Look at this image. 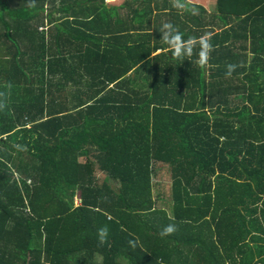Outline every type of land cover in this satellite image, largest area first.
Masks as SVG:
<instances>
[{
	"label": "trees",
	"instance_id": "1",
	"mask_svg": "<svg viewBox=\"0 0 264 264\" xmlns=\"http://www.w3.org/2000/svg\"><path fill=\"white\" fill-rule=\"evenodd\" d=\"M50 2L46 33L0 40V264H264V0ZM134 24L154 44L127 41ZM166 165L171 216L151 193Z\"/></svg>",
	"mask_w": 264,
	"mask_h": 264
},
{
	"label": "clouds",
	"instance_id": "2",
	"mask_svg": "<svg viewBox=\"0 0 264 264\" xmlns=\"http://www.w3.org/2000/svg\"><path fill=\"white\" fill-rule=\"evenodd\" d=\"M25 0H18L16 2H11V0H1L0 5L5 8L3 11L4 13L0 14V17H3L5 15H8L11 21V25L6 27L7 32L4 31V35H11L13 33H16L17 31L20 32L21 26L22 30L26 31V29H30L34 33L40 35L42 33H46L48 31V28L50 27V22L47 23L46 20H44V23H41L40 18L42 16H46L49 14H53L55 17H57V14H54L58 9L56 7H51L50 5V0H46L44 3V11L37 10V13H34L31 15V13L22 14V20L17 19L14 17V11L17 10L18 8L22 7L24 4ZM26 5H24L22 8H24ZM21 8V9H22ZM57 9V10H56ZM54 10V11H52ZM52 11V12H50ZM193 14H195V9L192 10ZM31 16V17H29ZM29 17V18H28ZM2 20H5L6 18L3 17L1 18ZM13 20L15 22H13ZM15 28V31L13 32V29ZM160 33V40L163 41L171 50L172 54L176 56L177 58H183L187 55H189L192 51L193 47V41L191 39L184 41L182 39L181 34L174 28V26L171 23H165L162 25V27L158 30ZM213 32H218V31H212V32H204L201 33L200 41H201V51L199 53V62L201 64L205 63L207 60V56L209 54L211 47V41L215 42L213 39L210 41V37L212 36ZM12 38L11 36H9ZM205 39V40H203ZM216 48V47H214ZM235 68V65H228V72L229 74L231 71H233ZM96 180L100 182V176L98 178L97 175H95ZM172 186V183H171ZM79 197V196H78ZM78 197H75L74 202H78ZM174 231V226L173 225H168L163 229L164 234H168ZM100 236L103 239L104 236L107 235V228H101L99 230Z\"/></svg>",
	"mask_w": 264,
	"mask_h": 264
},
{
	"label": "rangeland",
	"instance_id": "3",
	"mask_svg": "<svg viewBox=\"0 0 264 264\" xmlns=\"http://www.w3.org/2000/svg\"><path fill=\"white\" fill-rule=\"evenodd\" d=\"M18 0H11V2H16ZM82 1V0H81ZM172 2V0H170ZM50 5L52 7V2H50ZM5 10L4 7H2L0 5V14L4 13L3 11ZM182 10H185V9H182ZM5 17L6 19L5 20H2L0 21V31L2 33H4L6 27H8L9 25H11V21H10V17L8 15H5L3 16ZM1 17V18H3ZM206 22H208V19L205 18ZM154 21H155V17H154ZM205 22V24H206ZM205 24L203 26H205ZM150 25H152V23L150 22ZM157 26H159V24H157V21H155V27L157 29ZM203 26H199V28L201 29ZM5 28V29H4ZM3 38V36H0V40ZM5 43H7V38H4ZM9 45V44H8ZM252 55H248V59H250ZM48 79L50 80V77L46 75V83H48ZM138 87H142V84L141 82L139 81V83L137 84ZM6 138V137H5ZM4 138V139H5ZM19 153H20V150H19ZM22 154L26 155L25 157H22L23 159H26L27 160V150L25 148H22ZM18 156V155H16ZM7 157H4L2 159H6ZM9 166L11 167L10 169V173L12 174L11 177H13L14 181L22 187L21 185V179H20V176H19V173H18V169L17 167H15L12 162L9 163ZM0 167H2V164L0 162ZM154 179V189H155V192L152 191V196L154 198V201H155V204L156 206L158 207H162L164 209H166V213L168 216H171V207H172V203H171V177H170V168L168 165H166V168L165 170H161L159 166H156V171L155 173L153 174V177ZM24 191V190H23ZM155 193H159L158 195H155ZM78 203V202H77Z\"/></svg>",
	"mask_w": 264,
	"mask_h": 264
},
{
	"label": "crops",
	"instance_id": "4",
	"mask_svg": "<svg viewBox=\"0 0 264 264\" xmlns=\"http://www.w3.org/2000/svg\"><path fill=\"white\" fill-rule=\"evenodd\" d=\"M112 2H113V0L112 1H110V0H105V3L108 5V6H110V4H112ZM124 11L125 12H127L125 9H124ZM122 13H124V12H121L120 14H122ZM209 14H214V13H209ZM207 25H209V28H207ZM210 25H211V23H208V24H206L205 26H203V28L201 29V33H204V32H206V33H210V32H212V30H211V28H210ZM117 26V23L115 22V23H113V28L114 27H116ZM132 26H136V28H135V31H134V33H132L131 35H130V38L127 40V41H129V42H133L134 40V42H138V41H140V40H147V41H149L151 44H154V40H153V38L152 37H142L141 36V31H140V27H138L137 26V24H134V25H132ZM151 29H155V21H154V16H153V19H152V25H151V28H150V32L149 31H147L148 33H151ZM14 30H15V28H14ZM0 36H5L1 31H0ZM4 45H8V43H5L4 42ZM157 52H160V50H158ZM86 159H87V157L86 156H83V157H81L80 159H79V161L80 162H84V161H86ZM10 167V166H9ZM11 168V167H10ZM97 176H98V178H99V174H97ZM103 178V176L101 175V178H100V182L103 180L102 179ZM21 179V178H20ZM31 178H29V177H27L26 178V184H28V185H30L31 184ZM154 179L152 178L151 179V187H152V189H151V193H152V191H154L155 192V189H154ZM159 193H155V195H158ZM79 196V192H77L76 193V197H78ZM153 197V196H152ZM154 204H155V201H154ZM154 207L156 208V209H159V208H161V209H164V208H162V207H158V206H156V205H154ZM165 211H166V209H165ZM141 223H144V222H141ZM145 224V223H144ZM160 225H163L162 223L160 224ZM126 239V241H130L129 239H127V238H125ZM127 245H130L131 246V248L132 249H134V245H132V243H130V244H127V243H125V245H122V248L123 247H126ZM130 255H132V254H130ZM120 257L117 259V261H118V263L119 264H127V258L126 257H124V255L123 254H121V255H119ZM70 257V256H69ZM82 258V256H79V255H77V256H75V257H72V258H70V261H78V260H80ZM96 263L97 264H100L101 263V257H96Z\"/></svg>",
	"mask_w": 264,
	"mask_h": 264
},
{
	"label": "bare ground",
	"instance_id": "5",
	"mask_svg": "<svg viewBox=\"0 0 264 264\" xmlns=\"http://www.w3.org/2000/svg\"><path fill=\"white\" fill-rule=\"evenodd\" d=\"M145 148V147H144Z\"/></svg>",
	"mask_w": 264,
	"mask_h": 264
}]
</instances>
